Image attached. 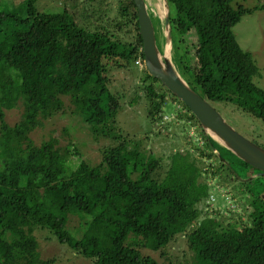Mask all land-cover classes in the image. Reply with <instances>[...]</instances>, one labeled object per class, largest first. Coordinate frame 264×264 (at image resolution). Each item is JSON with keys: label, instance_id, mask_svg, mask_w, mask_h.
I'll use <instances>...</instances> for the list:
<instances>
[{"label": "trees", "instance_id": "16d2710c", "mask_svg": "<svg viewBox=\"0 0 264 264\" xmlns=\"http://www.w3.org/2000/svg\"><path fill=\"white\" fill-rule=\"evenodd\" d=\"M106 1L86 0L101 9L92 12L96 20L106 13ZM113 1V18L105 23L107 12L91 31L68 10L39 12L35 0L0 11V264H264V183L240 181L238 174L259 172L208 140L189 109L148 75L136 6ZM234 1L168 0L174 61L212 106H233L264 122V89L253 82L257 67L233 33L264 5L235 9ZM130 59L143 70L151 127L163 121L171 101L178 110L170 125L182 120L177 129L193 143L165 155L147 145L160 131L123 136L114 126L116 97L108 98V110L85 113L107 98L111 69H125ZM72 114L96 140L111 142L97 165H71L81 156L77 144L69 138L61 147L52 132L43 134L45 124ZM226 186L240 214L223 206L210 210V198ZM44 235L62 253L42 258ZM178 236L187 258L167 256Z\"/></svg>", "mask_w": 264, "mask_h": 264}, {"label": "rangeland", "instance_id": "374dc122", "mask_svg": "<svg viewBox=\"0 0 264 264\" xmlns=\"http://www.w3.org/2000/svg\"><path fill=\"white\" fill-rule=\"evenodd\" d=\"M22 0H0V11H12L15 12L18 10V6ZM154 2H151V5ZM158 4V2H157ZM90 6L86 0H35V7L39 12L46 13H60L63 10H68L69 13L73 15L74 18H77V23L79 26L83 27L86 30H93V24L97 25V21L102 20L103 15L106 14L105 23L107 20L113 18L114 11L111 10V13L108 9L116 5V1L109 0L106 1V4L103 7H107L106 13H102L100 20H96L92 12L99 14L101 9L99 7ZM150 9L152 11V7ZM264 5V0H235L232 3L233 8L242 6L244 8H253L256 6ZM159 6V4H158ZM155 9V6H154ZM163 11V10H162ZM157 14V11H152V15ZM158 15V14H157ZM162 15V13H161ZM160 15V16H161ZM93 18H92V17ZM154 16L153 24L155 27V33L158 43L160 42L161 37V27L160 22ZM80 20V22H79ZM234 36L242 48V50L249 52L254 60V63L257 67L258 73L253 78L254 84L264 89V9L255 11L252 15L244 16L241 21L233 28ZM123 36V34H119ZM178 72L180 68L175 62ZM143 67V66H142ZM141 66H138L134 63L133 59L128 61L126 68L120 69H111L109 72V83H108V95L107 98L98 100L96 106H87L83 108L86 114H92L96 112V107L102 108L103 110H108L110 106L113 105V101L108 98L116 97V103L119 104L117 115L115 118L114 126L118 133H121L123 136L134 137L136 139L141 138L150 130L153 133L160 131V136L154 137L150 135V140L147 145L155 152L168 153L169 151H174L175 149L181 148V146L187 145L186 142L193 143L191 141L185 140L182 133L177 129V124H183L182 120L176 121L170 125V121L173 118H176V109L177 105L170 103L169 106H166L165 116L163 121L154 124L152 127L147 118V106L144 99V94L141 90L140 80L143 78V70ZM144 68V67H143ZM216 111L228 122L238 133L247 138L249 141L255 143L264 149V122L252 117L249 114L241 113L233 106L223 107L220 104L213 106ZM225 109V110H223ZM65 117V118H62ZM59 120H54L55 122H50V124H45L43 134H48L52 132L53 136L59 138V146H66L67 140L70 138V141L76 143L80 151L79 160L70 159L69 163L71 165H76L81 161L94 166L100 163L101 161V151L103 148H107L111 143L107 139L99 138L96 140L90 133L89 127L84 123V121L78 115H65L61 116ZM66 129L65 138L62 137V129ZM185 132L188 133V127L185 126ZM193 131V130H192ZM191 134V131L190 133ZM41 132H38L33 135L32 139L36 141H41L39 139ZM195 139H193L194 141ZM201 144V142H200ZM73 165V166H74ZM238 171V170H237ZM245 170L242 172L238 171V174L242 177H239L240 181H247L250 179H259V182L264 183V176H260L259 173L252 175L251 177H243ZM227 190H221L219 193L225 196L224 199L221 194L216 192L213 196V200L210 199V210H218L221 207H227L233 212L234 215L240 214L242 212V206L239 202L236 203L235 200L230 201V188L226 186ZM237 199V198H236ZM231 202V203H230ZM223 209V208H222ZM223 211V210H222ZM239 211V212H238ZM236 212V213H235ZM238 212V213H237ZM74 226L78 224L74 222ZM91 233H94L92 231ZM45 235L39 239L40 244V253L42 258H47L52 255L54 252L62 253L63 249L56 248V244L53 241L46 243L44 241ZM182 237L178 236L174 239L169 246L166 247L165 251L167 256L178 257L180 259L189 257L185 243L181 242ZM151 255L158 261H162V258H159L157 252H152ZM62 256V254H61ZM67 258L71 259L70 255H67ZM64 264V263H63ZM65 264H90L86 261L75 260L74 262L69 261Z\"/></svg>", "mask_w": 264, "mask_h": 264}, {"label": "water", "instance_id": "95a60500", "mask_svg": "<svg viewBox=\"0 0 264 264\" xmlns=\"http://www.w3.org/2000/svg\"><path fill=\"white\" fill-rule=\"evenodd\" d=\"M136 6L139 34L142 40L143 67L170 94L186 106L208 140L218 148L241 160L264 176V149L238 133L216 109L206 101L178 72L173 56L168 0H162V15L158 16L161 37L158 43L150 9L154 0H132ZM214 154L222 161L218 150ZM229 167V164L224 161Z\"/></svg>", "mask_w": 264, "mask_h": 264}, {"label": "bare ground", "instance_id": "6f19581e", "mask_svg": "<svg viewBox=\"0 0 264 264\" xmlns=\"http://www.w3.org/2000/svg\"><path fill=\"white\" fill-rule=\"evenodd\" d=\"M157 2L159 4V6H158ZM154 6H155V9L157 11L158 16H160L162 13V10H163L162 0H154Z\"/></svg>", "mask_w": 264, "mask_h": 264}, {"label": "built area", "instance_id": "2783aa9c", "mask_svg": "<svg viewBox=\"0 0 264 264\" xmlns=\"http://www.w3.org/2000/svg\"><path fill=\"white\" fill-rule=\"evenodd\" d=\"M210 199L213 200V197H211Z\"/></svg>", "mask_w": 264, "mask_h": 264}]
</instances>
